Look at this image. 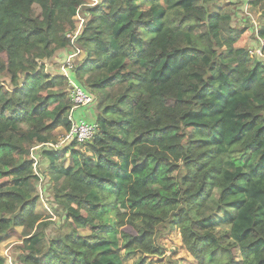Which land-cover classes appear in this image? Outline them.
Masks as SVG:
<instances>
[{"label":"trees","instance_id":"16d2710c","mask_svg":"<svg viewBox=\"0 0 264 264\" xmlns=\"http://www.w3.org/2000/svg\"><path fill=\"white\" fill-rule=\"evenodd\" d=\"M215 2L103 0L87 10L74 77L94 96L98 131L61 151L41 147L66 228L45 245L29 153L71 128L67 81L44 63L73 49L66 34L85 3L0 0V241L22 228L20 264L162 256L172 229L198 264H264V57L237 47L243 31L227 10L211 11ZM249 4L264 11V0ZM256 39L264 52V27ZM218 222L228 231L217 237Z\"/></svg>","mask_w":264,"mask_h":264},{"label":"rangeland","instance_id":"374dc122","mask_svg":"<svg viewBox=\"0 0 264 264\" xmlns=\"http://www.w3.org/2000/svg\"><path fill=\"white\" fill-rule=\"evenodd\" d=\"M103 0H99L101 3ZM252 0H216L215 4L211 7V11L214 13L221 14L223 11H228L231 15V26L237 31H243V35L240 36V40L237 43V47L246 48L255 51L258 43L256 39V32L264 27V11L258 7L249 4ZM84 6L82 7L84 12L90 10L94 6L91 5L92 0H84ZM100 5V4H99ZM79 47V44H78ZM80 49V48H79ZM81 53L77 57L75 65L81 62L85 55L80 49ZM63 51L60 56L51 59L50 65L48 61L46 62L48 73L52 72L51 67L57 70V76L59 73V62L62 61L67 53ZM264 53V52H263ZM264 61V58H262ZM45 64V63H44ZM50 67V68H49ZM95 101L89 107L79 108L74 112V118L76 120L83 119L87 121H95L96 119V107ZM65 131L59 129L57 131L56 143H59L65 135ZM55 150L61 151L62 149L68 148L69 145L66 143L61 144L58 147L53 144ZM41 144L35 143L33 148L30 150L29 158L37 163L35 174L37 175L39 181L36 185V193L34 196L37 198L34 212L42 217H45L50 224L45 230V240L46 242L60 234L66 233L65 228V216L64 212L53 204V190L52 184L49 180V170L48 162L43 160L39 156V152L42 149ZM83 147H76V149H82ZM86 156H90L89 153H85ZM71 160L69 155L63 166L70 167ZM215 203L214 199H210L209 206L205 209V214H209ZM227 216H229L227 214ZM21 229L15 228L6 235L2 236L0 241V257L5 260V264H20L18 261V250L16 245L21 243ZM107 228H104L102 232H105ZM216 231L213 232L217 237L220 236L221 232H227V224L218 222L216 224ZM82 236L90 235L89 229H84L79 231ZM159 245L163 248L162 256H148L136 252L132 255H125L121 251V256L123 257V264H198L193 257L185 249L180 233L177 229H172L166 235L159 239ZM233 257L236 261L240 260L237 250H232Z\"/></svg>","mask_w":264,"mask_h":264},{"label":"built area","instance_id":"2783aa9c","mask_svg":"<svg viewBox=\"0 0 264 264\" xmlns=\"http://www.w3.org/2000/svg\"><path fill=\"white\" fill-rule=\"evenodd\" d=\"M99 4V0H92L91 5L97 7ZM93 7V8H94ZM81 7L80 10L77 11L76 15L73 18L74 21V30L67 33L66 37L70 40L73 49L70 50L66 57L60 61L59 63V76H62L66 79V83L69 88V100L72 104L71 110L68 115V120L71 122V128L68 132L65 133L64 138L59 142L55 143V147L60 146L63 143L71 144H85L93 139L98 131V127L95 123L88 122L83 119L76 120L74 118L75 110L79 108L89 107L94 102V96L87 92L84 88H82L75 80L74 70H75V62L77 57L80 55L81 51L78 47V40L84 30V26L87 23L89 18L88 12H84ZM257 33V32H256ZM257 35V34H256ZM259 40V47L257 50H249V55H257L259 57H264L263 55V42ZM46 148L53 149V144L41 145ZM33 171L35 172L37 163H32ZM35 174V173H34ZM36 175V174H35ZM37 176V175H36Z\"/></svg>","mask_w":264,"mask_h":264},{"label":"crops","instance_id":"0c3cea01","mask_svg":"<svg viewBox=\"0 0 264 264\" xmlns=\"http://www.w3.org/2000/svg\"><path fill=\"white\" fill-rule=\"evenodd\" d=\"M60 54H61V53H58L57 56H58V55L60 56ZM62 54H63V53H62ZM50 61H51V60H50ZM50 61L48 60L49 65L51 64ZM46 62H47V61H46ZM46 62H45V68L47 69ZM49 68H50V67H49ZM50 70L52 71V72H50L51 74H57V70H56L55 68L51 67ZM16 229H17V228H16ZM18 229H19V228H18ZM21 231H22V229H21ZM21 233H22V232H21ZM21 238H22V237H21Z\"/></svg>","mask_w":264,"mask_h":264}]
</instances>
